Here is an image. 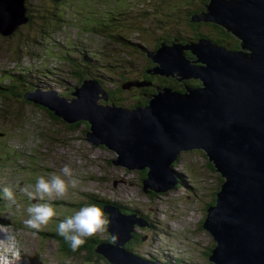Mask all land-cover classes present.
<instances>
[{
    "label": "water",
    "instance_id": "obj_1",
    "mask_svg": "<svg viewBox=\"0 0 264 264\" xmlns=\"http://www.w3.org/2000/svg\"><path fill=\"white\" fill-rule=\"evenodd\" d=\"M25 1L0 0L1 35L27 22ZM203 19L231 31L242 49L199 39L187 46L161 42L146 53L155 73L200 81L182 92L159 86L145 106L128 109L99 103L108 100L106 91L84 77L69 98L53 89L25 91L23 97L66 122L88 121L85 139L114 150L111 163L147 169L144 192L173 189L178 180L171 164L178 154L204 151L223 178L202 222L214 242L209 260L264 264V0H209ZM184 49L195 57L190 60ZM103 209L112 242L97 244L96 252L112 264H164L124 247L134 226L149 225L142 217L115 205Z\"/></svg>",
    "mask_w": 264,
    "mask_h": 264
},
{
    "label": "rangeland",
    "instance_id": "obj_2",
    "mask_svg": "<svg viewBox=\"0 0 264 264\" xmlns=\"http://www.w3.org/2000/svg\"><path fill=\"white\" fill-rule=\"evenodd\" d=\"M28 1L35 12L41 8H48L50 10L48 16L53 13L51 10H54V7L59 12L63 8L60 4H52L47 0ZM107 1L110 10L113 6L116 9L119 7L127 9L129 19L115 16L117 20L111 22L116 28L121 27V24H138L143 27L142 33L134 34L130 40L140 42L144 47L159 37L160 33H170L174 30L165 28L161 17L153 20L156 15H162L163 10H158L157 14L153 12L154 7L151 5L146 8L147 0ZM138 2H142L143 6ZM150 2L151 0L147 3ZM137 3L142 6L141 9L149 11V20L136 19L133 7L135 8ZM68 4L69 8L63 19H68L72 15L73 18L69 19L70 25L59 32H53L50 40L41 36L35 38L40 33L38 23L44 21L42 14L40 17L32 16L31 23L20 25L18 27L20 31L11 37L0 34V76L4 71H22V68L28 67L43 73L51 70L53 71L51 74L57 76L50 81L53 85L51 87L67 94L70 91L69 87L77 81L71 75L73 68L68 59H64L66 55H61L62 50L64 54L70 50L64 48L66 43L68 46L81 43L89 50L98 51L103 61L118 65L116 68L118 70H128L126 72L128 77L133 76L135 68L145 63V57L138 53L140 50L135 48L136 46L133 49L121 48L105 35H95L83 27L74 25L85 24V18H89L91 7L89 2L70 0ZM162 9H166V6ZM95 14L111 19V14L108 17H105L104 13ZM187 44L185 42L181 46ZM101 49L103 50L100 51ZM103 52L105 56L101 55ZM146 53L149 52L145 51ZM121 60L131 61V67L127 68V63L121 66L122 64H119ZM152 63L155 67L156 63L153 60ZM42 82L46 83L43 85L49 86L44 78ZM119 82L117 79L116 84ZM135 94L133 91H123L125 103L132 104ZM16 103L22 104V107L26 105L27 110H32L34 105L18 100L16 102L8 96L0 98V144L3 143L6 149H16L18 153L9 157L10 154L0 152L4 154V157H0L2 168L0 188L7 190L6 200L2 204L3 207H0V215L4 219L3 226H0V237L7 238L6 250L11 249L15 255L18 253L24 261L23 264H84L85 253L77 257L64 254L52 236L40 232H53L65 227L74 239L81 241V237L91 233L93 227V235L104 238V229L100 225L104 216L95 213L97 215L95 221L99 227H91L93 224L85 218L89 210L81 206V202L87 203L90 200L88 199L90 193H99L127 207H133L148 217L152 223L151 227H136V233L142 234V242L133 240L130 244L135 247L136 243L137 250L142 255L146 257L156 255L161 260L158 262L162 263L175 264V258H180L179 264H208L204 252L211 246L213 240L202 228V221L205 217L206 203L210 199V193L215 190L218 177L217 172L207 167L206 159L198 149L182 151L177 166L174 165V170L187 178L186 186L148 195L142 191V175L138 169L128 170L112 164L111 160L117 158L114 150L94 145L86 140L83 124L74 132L68 133L61 125L50 122L45 115H29L28 119L23 115V121L20 117L11 119L5 114L4 109L17 107ZM52 127L59 133L56 136L59 142L54 139L51 141V138L49 141L43 139L46 134L44 130ZM29 161L34 162L35 167L25 173L24 169L27 168ZM28 173H31V183H34L31 188ZM7 219L10 223L6 221ZM70 219L76 220V224H69ZM89 228L90 231L87 232ZM5 240H0V243H4ZM5 264L12 263L6 261Z\"/></svg>",
    "mask_w": 264,
    "mask_h": 264
},
{
    "label": "trees",
    "instance_id": "obj_3",
    "mask_svg": "<svg viewBox=\"0 0 264 264\" xmlns=\"http://www.w3.org/2000/svg\"><path fill=\"white\" fill-rule=\"evenodd\" d=\"M49 3L52 4H60V6H63L61 9V12L56 10V7H54V10H51L53 12L48 16V13L50 10L48 8H41L36 9L37 12L33 11V9L30 7V3L28 0L25 1L26 5V15L28 17L26 25L31 23L32 16L40 17L41 14L44 15V21L41 23H38L40 33L35 36V38L41 36L43 39H49L51 37V34L53 32H59L63 28H68L69 19L73 18L72 15L68 19H63V17L66 15L67 8H69L68 0H47ZM90 4V13L89 18L90 20L85 18V24H74L80 27H83L85 30H89L91 33L95 35H105L110 41H115L121 48L126 49H133L135 48L139 49L140 51L138 53L142 54L145 57V63L140 66L139 68H135V72H132L133 76L128 77L126 75V72L128 70L126 69H116L118 65L114 63H109L107 60L103 61L101 59V56L99 55L98 51H92L89 50L87 47L83 46L81 43L76 44L74 46H68L65 45V48L70 49L73 54L68 55V51L66 52V59H68V63L73 68V71L71 70V75H75L73 77L79 79L81 81L84 77H89L92 79H95L98 81V83L103 86L105 91L108 94V100H99V103L107 104L112 103L118 106H122L128 109H132L137 106H145L149 99L157 92L156 88L159 86H166L176 91H184L186 85H198L200 84V81L197 79H182L179 80L177 76H165L160 75L158 73H155L152 70L153 63L152 59L148 57L145 54L146 52H149L150 50L157 49L161 41H165L168 43L175 42V43H181L184 44L187 41H197L199 39H207L212 41L213 43H217L219 45H222L226 48L233 49V50H240L242 49L241 41L239 38H237L231 31H228L224 26L203 19L205 12L207 11V4L209 0H151L150 3H145V7L148 8L150 5L154 7L153 12L156 13L158 10H163L162 15H156L155 19L157 17L162 18V22H164L165 28H171L174 29L170 33L164 32L160 33L159 37H156L155 40H152L146 47L142 45L140 42H133L131 41V37L134 34L140 35L142 33L143 27L138 24H121L119 28H116L114 25H112L111 22L114 20H117V16L122 18H128L126 11L127 9L125 7H119L116 9L114 6L110 10L108 6L107 0H95L90 1L86 0ZM123 1V0H122ZM142 1V0H138ZM65 2V3H63ZM140 5L143 6L142 2H138ZM136 4L137 6L133 9L136 11V19H143V20H149L148 14L149 11L145 10L144 8L141 9L142 6H139V4ZM67 6V7H66ZM166 6V9H162ZM99 11H96V9ZM104 8V9H103ZM59 12V13H58ZM96 13H104L105 17H108L111 14V19L100 17L99 15H96ZM37 14V15H36ZM48 16V18H46ZM116 16V17H115ZM163 16V17H162ZM192 16H198V20H194ZM100 20V21H98ZM152 21V20H151ZM172 22V24H170ZM174 23V24H173ZM72 26V25H71ZM70 27V26H69ZM78 28V27H77ZM160 30H163L161 27ZM20 29H15L8 37H11L12 35H15L18 33ZM111 31V33H110ZM162 34H164L166 37H162ZM73 43V42H72ZM68 44V43H66ZM101 49L100 51H102ZM185 50V49H184ZM183 50L185 56H187L189 59H193L195 56L194 54L189 50L186 49ZM136 51V50H135ZM102 56H105V53H101ZM96 61V62H95ZM105 62V63H101ZM125 63H127V68L131 67V61H123L121 60L122 64L121 66H125ZM151 68V69H150ZM126 70V71H125ZM8 72V71H7ZM6 74L4 73L3 76L0 78V98L8 96L11 99H14L16 102L22 101V103H28L32 104L29 101H26L23 99V93L25 91L33 90L35 88H48L53 86L50 81L52 78H55L57 76L52 75L51 71H47V73H43L39 70L34 71L32 68H28L27 70L20 72V73H11L9 72ZM53 76V77H52ZM45 79L49 86H45L42 83L41 79ZM117 79L120 80L118 84H116ZM75 84V83H74ZM125 86V87H123ZM70 91L74 90V87L70 86ZM133 91L136 92L135 95H133L132 98V104L125 103V100L123 98V91ZM66 97H69L67 94H63ZM13 96V97H11ZM17 107L11 108L4 106V112L6 115L10 116L11 119H17L21 118L22 116L26 115L27 119L29 115L39 114L41 116L45 115L49 119L50 122L54 123L55 125H61L62 128L68 133L74 132L81 124L84 125L83 132L86 134L90 130L91 124L88 121L85 120H76L74 122H66L65 120L61 119L60 117L56 116L53 111L48 109L45 106L35 104L32 105V110H27L26 105L16 103ZM28 107V106H27ZM35 108V109H34ZM46 134L44 135L43 139L46 141H49V138H51V141L54 139L55 141L59 142L56 139V136L59 135V133L54 129V127L44 130ZM53 132V134L48 133ZM56 132V133H55ZM87 135V134H86ZM54 142V141H53ZM51 142V144H54ZM194 151V150H189ZM206 159V165L207 167L214 172H217L218 181L216 182L215 190L210 193V199L206 203V207L209 205H212L215 200V193L219 189L223 178L215 169V166L212 164V162L208 159L204 151L198 150ZM0 152L1 153H8L10 154L9 157L16 156L17 150L14 148L6 149L4 147V144H0ZM183 153V152H182ZM178 154L175 161L172 162L171 166L175 165L177 166V163L179 162L180 155ZM0 157H4V154H0ZM38 166V165H37ZM35 167V163L29 161L27 163V168L24 169V172L27 173L29 171H32L31 168ZM0 169H2L0 167ZM21 170V169H19ZM18 171V170H16ZM142 177L141 180L144 179L146 176L147 169L138 170ZM30 176L28 179L30 185L29 188L34 184L31 183L32 175L31 173H28ZM176 178L178 179L177 188L182 187L185 185V182L187 178L185 175H179L175 173ZM39 178V177H38ZM190 181V180H189ZM192 185V184H191ZM186 186V185H185ZM189 189H193L192 187L187 186ZM6 188V187H5ZM26 189V188H25ZM199 189V188H198ZM201 190V189H199ZM6 191L5 189L0 188V207H3L2 204L5 202L6 197ZM144 192V191H143ZM145 193H148V195H154V191L150 190ZM90 196H88V204L81 202V206L87 208L88 215L85 217L86 221L90 220V222L93 224L92 226L99 227L95 221L97 216L95 213L101 214L103 212V207L107 205H115L119 206V209L123 212L131 211L133 213L139 214L140 216L147 219V216L143 215L141 212H138L136 209H133L132 207H127L122 205L120 202L115 201L114 199L107 198L105 196H101L99 193H90ZM78 205V203H76ZM206 209V208H205ZM204 209V214H205ZM92 210V211H90ZM0 214H1V208H0ZM102 215V214H101ZM91 216V218L89 217ZM104 216V215H102ZM204 219V218H203ZM8 223H10V220H6ZM69 224H76V220L70 219L68 220ZM203 222V221H202ZM0 224L3 226L4 219L0 215ZM101 227L104 229L105 237L102 238L100 235H93V227L91 229V233L87 234V236H82L81 241H77L72 237L71 234L68 233L67 229L65 227L61 228L58 231H44L40 232L42 234H46L49 236H52L59 244V249L64 252V254H67L69 256L77 257L81 253H85V262L84 264H112L110 263L104 255H102L99 252H96L95 247L97 244L101 242H112V237L110 233L107 231V225H108V215H105L103 219L100 221ZM90 231V228L87 230V232ZM136 236V237H135ZM133 240L142 242V234H137L133 230L132 238L130 241L125 243L124 247L133 252L135 255L143 257L139 250H137V245L135 244V247L131 246V242ZM72 241L73 243H71ZM214 246V242H212L211 246L207 248V250L204 252V256L208 262V264H213L209 260V255L211 248ZM153 259H159V257H156V255L151 256ZM176 263L179 264L181 261L180 258L175 259ZM167 264H172L170 262H166Z\"/></svg>",
    "mask_w": 264,
    "mask_h": 264
},
{
    "label": "bare ground",
    "instance_id": "obj_4",
    "mask_svg": "<svg viewBox=\"0 0 264 264\" xmlns=\"http://www.w3.org/2000/svg\"><path fill=\"white\" fill-rule=\"evenodd\" d=\"M41 80L43 81V79H41ZM0 226H2V225L0 224ZM3 239L5 240L7 238H5L4 236H1L0 240H3ZM6 242H7V240H5L4 243H0L1 244L0 245V260L1 261H9L12 264H23L21 262V260H15L11 249L10 250H6V248H5ZM3 250H5V251H3ZM0 264H2V263H0Z\"/></svg>",
    "mask_w": 264,
    "mask_h": 264
},
{
    "label": "clouds",
    "instance_id": "obj_5",
    "mask_svg": "<svg viewBox=\"0 0 264 264\" xmlns=\"http://www.w3.org/2000/svg\"><path fill=\"white\" fill-rule=\"evenodd\" d=\"M161 42H165V41H161ZM189 42H192V41H188L187 43H189ZM154 50H155V49L150 50V51L152 52V51H154ZM150 51H149V52H150ZM87 78H89V77H87ZM123 87H125V86H123ZM104 90H105V89H104ZM107 95H108V94H107ZM23 99H24V97H23ZM24 100H25V99H24ZM32 104H33V103H32ZM103 147H104V146H103ZM179 154H180V153H179ZM112 164H113V163H112ZM172 167H173L172 169H173L174 173H180V172L174 170V166H173V165H172ZM179 175H182V174L180 173ZM177 180H178V179H177ZM177 183H178V181H177ZM177 183H176V185H177ZM176 185H175V188H177ZM173 189H174V188H173ZM169 190H170V189H169ZM165 192H166V191H165ZM155 193H156V192H155ZM163 193H164V192H163ZM88 203H89V202H87V204H88ZM124 206H125V205H124ZM128 212L133 213V212H131V211H128ZM205 212H206V209H205ZM135 214H136V213H135ZM102 215H104V214H102ZM136 215H137V216H140L139 214H136ZM143 215H144V214H143ZM104 216H105V215H104ZM145 216H146V215H145ZM140 217H142V216H140ZM142 218H143V219H144L149 225L146 224V225H144V226H138V227H147V228H148V227H151V226H152V223L150 222V220L148 219V217H147V219H145L144 217H142ZM136 227H137V226H134V227H133V230H134L135 232H136ZM202 228H203V227H202ZM132 234H133V232H132ZM127 242H128V241H127ZM127 242H126V243H127ZM124 245H125V244H124ZM125 249H126V248H125ZM151 256H153V255H151ZM151 256H150V257H148V256H147V257H146V256H143V257H141V258H145V259H148V260H154V261H156V262H157V261H161L160 259H158V260H157V259H153ZM164 264H165V263H164Z\"/></svg>",
    "mask_w": 264,
    "mask_h": 264
},
{
    "label": "flooded vegetation",
    "instance_id": "obj_6",
    "mask_svg": "<svg viewBox=\"0 0 264 264\" xmlns=\"http://www.w3.org/2000/svg\"><path fill=\"white\" fill-rule=\"evenodd\" d=\"M159 36H160V35H159ZM163 36L166 37L164 34H162V37H163ZM157 37H158V36H157ZM187 42H188V41H187ZM185 50H186V49H185ZM185 50H184V51H185ZM147 56H148V55H147ZM148 57H149V56H148ZM154 193H155V192H154Z\"/></svg>",
    "mask_w": 264,
    "mask_h": 264
}]
</instances>
